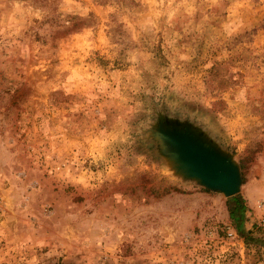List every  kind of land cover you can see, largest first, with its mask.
I'll return each instance as SVG.
<instances>
[{"label":"rangeland","instance_id":"1","mask_svg":"<svg viewBox=\"0 0 264 264\" xmlns=\"http://www.w3.org/2000/svg\"><path fill=\"white\" fill-rule=\"evenodd\" d=\"M159 117L232 155L240 219ZM0 264H264V0H0Z\"/></svg>","mask_w":264,"mask_h":264},{"label":"water","instance_id":"2","mask_svg":"<svg viewBox=\"0 0 264 264\" xmlns=\"http://www.w3.org/2000/svg\"><path fill=\"white\" fill-rule=\"evenodd\" d=\"M173 174L228 198L238 193L240 171L232 155L220 150L188 125L166 123L159 117L150 130Z\"/></svg>","mask_w":264,"mask_h":264},{"label":"trees","instance_id":"3","mask_svg":"<svg viewBox=\"0 0 264 264\" xmlns=\"http://www.w3.org/2000/svg\"><path fill=\"white\" fill-rule=\"evenodd\" d=\"M231 205H230V209L232 210V213H230V217H231V220L234 221V219L238 220L241 218V213L240 210L243 209V205H242V202L240 201L239 197L238 196H233L231 197ZM231 212V211H230ZM239 222L236 223L235 225V231L236 233L243 238V231L241 229V227H239Z\"/></svg>","mask_w":264,"mask_h":264},{"label":"built area","instance_id":"4","mask_svg":"<svg viewBox=\"0 0 264 264\" xmlns=\"http://www.w3.org/2000/svg\"><path fill=\"white\" fill-rule=\"evenodd\" d=\"M233 234V232H228V235L231 236Z\"/></svg>","mask_w":264,"mask_h":264}]
</instances>
